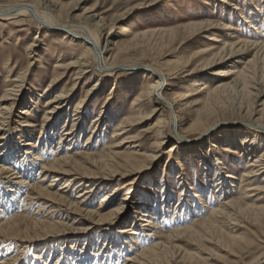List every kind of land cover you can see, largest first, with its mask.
<instances>
[{
	"label": "bare ground",
	"instance_id": "obj_1",
	"mask_svg": "<svg viewBox=\"0 0 264 264\" xmlns=\"http://www.w3.org/2000/svg\"><path fill=\"white\" fill-rule=\"evenodd\" d=\"M226 1L220 0L221 3H226ZM211 2L214 6L218 4H216V0H211ZM230 6L229 15L221 16V21L205 19L193 26L187 23L181 27L185 29L190 26L186 44L211 28L220 29L221 27L227 38L209 37V40L220 42V44L202 46L198 51L189 54L183 62H178V60L171 62L165 60V57L171 56L170 44L176 39L175 31L178 28L155 29L147 27L136 31H133L134 29L125 30L126 33L124 32L122 35L130 37L120 39L110 27L107 35L102 37L98 27L103 20L99 15L85 17L83 23L73 24L69 21L72 19L69 14H65L64 17L62 9L57 5L50 4L49 1L11 0L7 5H0L1 26L4 23L8 25L11 22L25 19L34 24L37 30H41L42 33L58 32L56 36L62 40L67 39L68 42L77 40L82 44L81 54L75 60L61 63L60 54L56 55V62L53 65L55 73L45 87L48 96L42 104V119L37 136L33 133L36 125L32 122H24L17 124L25 126L22 127L21 134L27 139L15 143L7 140L5 133L8 129H5L4 123L6 112H9L15 103L16 98H12V96L15 94L14 91L18 87L22 75L8 79V84L3 88L4 91L0 97V140L4 141L0 142V173H7V176L4 181L0 180V237L11 238L25 247L46 239L51 235L49 233L54 230L58 242L52 244L53 241H51L52 243L48 242L42 246V252L34 253L35 260H31L32 264L48 263L46 259L48 251H44L47 245L54 246V251L60 249L58 255L53 259L55 262L52 261L53 264H110L105 262L110 261L114 251L119 255L122 252H127L121 263L117 259V264H173L171 261H174V258L179 259L183 264H204L211 259V257L204 256L207 254L206 252L200 254L198 251H188L176 244L183 237L199 243L203 240L208 241L225 251L226 248H229L231 250L229 253L235 259L232 262L234 264H258L260 261H264V229L261 230V236L257 240L263 245L261 248H255L253 242L244 240L241 235L235 233L242 226L240 223L243 220L251 221L253 226L264 224V205L260 200L264 198L261 196L264 195V151H259L260 143L264 142V100H262L264 96V11L258 12L260 16L256 17L257 14H255L249 19L236 3H231ZM234 12L239 14V19L241 18L243 23L232 24L231 21L224 20L225 18L234 19ZM90 17H99V19L96 23H92L93 20H87ZM63 18L67 21H64ZM39 38L36 33L33 40L28 42L26 49L30 48L31 53H34L35 49L32 46ZM157 45L159 48L167 46L168 49L167 52L162 53L164 57L160 59L153 57ZM250 52H252V56L245 60L243 54ZM126 59L131 63L122 62ZM234 64H241L242 67L233 69L230 66ZM169 65L172 66L168 67ZM218 65L226 67L214 72ZM127 68L133 69L135 73H140L139 75L142 77L140 80L144 81L139 83L127 114L120 116V108L116 107L114 97L118 90L120 92L130 83L127 76L123 77L126 81L122 84L117 79L120 76L118 72ZM68 74L73 75L72 86L68 89H59ZM93 77L94 85H91L75 103L70 126L67 129L62 128L63 130L60 129L58 132L56 129L62 121L63 110L82 88L79 86L82 81ZM176 79H181L177 84V90L169 93L170 87ZM208 81L213 82V86H209ZM138 82L136 81V83ZM102 83L111 84V86L107 97L102 102L101 109L94 114L89 112L90 103L98 94L99 88L95 86ZM191 84L197 85L196 92L189 90ZM37 91L38 88L35 87L33 92L25 97L21 103L23 107L19 111L21 115L31 114V110H33L31 107L33 104H37L38 98L41 96L37 94ZM201 92L205 94L203 101L198 98L194 99V96ZM225 95H235L238 99L232 105V109L244 112L247 116L245 117L246 121L237 120L238 123L244 125L241 140L225 145L223 150H219L217 140L212 139L209 142L210 148L208 147L209 154L213 153V163L211 162L212 166L210 167L206 166L202 161L203 157L200 159L198 154L199 165H204L202 166L204 184L195 183L196 188L194 187L193 193L188 191L193 188L188 176L181 174L178 177L177 182L180 184L181 188H179L184 192V196L175 203V214L171 218V224L162 225L160 222H156L159 220L156 215L160 212L161 215H164L171 203L168 196L172 191L165 188V192H169V195L163 193V199L159 203L157 202L160 207L157 206L156 212L149 211L152 203L149 196H144L139 200L130 216L124 220L123 224L128 222L127 225L121 226L114 233L111 232L110 225L120 218L122 208L128 207L130 202H125V200L132 192L131 189H127L118 204L107 208L115 191L113 193L105 191L99 197L97 206L93 207L91 198L98 191L97 189L99 187L105 190L110 189L113 178L120 181L117 183L120 185L115 186V189L124 188L133 173L139 172V168L142 166L141 159L160 152L167 137H174L172 147L168 150V156H172L173 148H178L181 142L186 144L185 141L192 143L191 145L197 144L198 146L195 147L197 153L201 148L200 140L214 126L211 124L210 117L216 112V107L222 105ZM145 101L149 107L148 112L144 106ZM199 103L203 105L196 108ZM112 105L115 108L110 114L107 109ZM165 113L167 116L164 118ZM66 114L63 126H66V122H68L66 117L69 113L66 112ZM90 114L92 115L90 118L91 130L85 137L84 147L90 148L91 143L103 135L102 129H106L105 126L116 121L110 134V142L99 152L89 153L83 148V151L77 150L71 153L70 150L77 149L75 147L79 144V136L84 131V124ZM185 117L191 121L187 129L183 128V130H197L208 126L199 131L195 139H186L180 133ZM154 118L157 119L156 122L144 129V132L152 134L154 143L150 148L145 149L141 145V138L131 136L130 133L136 124L146 123ZM166 122L167 125H165ZM234 123L237 124V122ZM55 130L59 135L57 142L54 137L57 134ZM186 151L193 154L194 149L187 147ZM238 152L242 156L241 161H244V166L241 176L236 179L238 159L229 153ZM47 155L52 156V159L48 161L45 158ZM194 158L195 156L192 160ZM223 158L227 160L224 161ZM36 168L39 170L36 173L37 176L34 177ZM210 172H213L212 175ZM65 176L69 178L61 186L55 188L57 182ZM49 177L52 178L44 185ZM236 180H238L237 185ZM82 186L83 188L80 190ZM234 187H237V192H232ZM212 188L215 190L212 191ZM77 190L80 191L74 195ZM206 190L209 192L210 198L215 199L218 196L219 201L214 202L208 208L207 215L200 218L199 216L206 211L204 207L208 205L203 197ZM22 191L23 195L18 206H24L25 200V203L28 201L38 203L41 210L50 208V212L56 211L55 214L53 213L56 220L29 219L32 216L28 215L31 211L25 215L28 217L19 214L11 216L10 210H15L18 196ZM234 193L237 196H232ZM255 193L261 194L253 202H249L256 196ZM185 194L187 196L191 194L190 200ZM226 194L228 196H225ZM256 200H259L261 204L255 203ZM29 202L28 205L31 204ZM178 207L181 209L179 213L176 211ZM160 210H163V213ZM194 210L198 214L192 217L188 224L189 220H186L188 218L185 216ZM39 212L37 210L36 214ZM92 224L102 226L96 236L97 242L94 241L90 230L86 229V227L91 228ZM224 225L230 232L222 234L221 230ZM62 227L72 228L77 235V238L72 240L71 246L65 247V249L63 248L64 244L70 241L67 236L72 233L66 234L65 231L60 230ZM164 227H169L170 230L164 232ZM4 241L6 240L4 239ZM8 256L6 255V257ZM25 257L20 261L21 264H24ZM244 258H249V260L245 261ZM5 259L3 256L0 259V264H3ZM99 260L101 261L99 262Z\"/></svg>",
	"mask_w": 264,
	"mask_h": 264
},
{
	"label": "rangeland",
	"instance_id": "obj_2",
	"mask_svg": "<svg viewBox=\"0 0 264 264\" xmlns=\"http://www.w3.org/2000/svg\"><path fill=\"white\" fill-rule=\"evenodd\" d=\"M35 1L37 2L49 1L50 4L57 5L58 7H60V9H62L64 17L65 14H69V16L72 17V19H69V21L73 24L83 23L85 17H89L92 15L95 16L99 15L100 17H102L103 20V22L98 27L99 33H101L102 37H105L107 35V32L110 29V27L113 28V30L116 32L117 37H119L120 39H125L127 37H130L127 35L126 36L122 35L124 32L126 33L125 30L128 31L134 29L133 31H136L141 29L143 30L144 28L146 29L147 27L155 28V29L178 28L175 31V36L177 37L174 40V42L170 44L172 50L171 56L165 57V60H169L171 62H174L175 60L176 61L178 60V62H183L184 59H186V57L189 54L198 51L200 48H202V46L203 47H205L206 45L217 46L220 44V42H213L209 40V37H215V38L218 37L220 39L227 38L226 33H224L223 30H221V27L220 29L211 28L206 30L207 32L201 33L199 37L190 40L189 43L186 44V39L188 38L187 34L190 31L189 30L190 26L185 29L181 28L185 24L190 23L191 26H193L195 24L200 23L201 21H204L205 19L221 21L220 20L221 16L229 15L228 12L231 9L230 6L231 3H236L237 6L241 7L244 11V14L249 19H251L250 17H253V15L255 14H257L256 17L260 16L258 12L262 13L264 11V0H227L226 3H221L220 0H216V4L218 3L217 6H214L211 0H35ZM9 2H11V0H0V5H7ZM233 11H237V10H233ZM98 19L99 17L98 18L90 17L87 20H93L92 23H96ZM63 20L67 21V19L65 20V18H63ZM224 20L231 21L232 24L235 23L240 24L243 21L241 18L239 19V14L235 12H234V19L225 18ZM1 25L2 24L0 23V97L4 91L3 88L9 82L8 79L10 78L12 79L16 75H22V79L18 82V87H16L14 91L15 94L14 96H12V98H16L15 103L10 108V111L6 112V119L4 122L6 125L5 129L6 128L8 129L7 132L5 133V136L8 138L7 140H11V143H15L16 141L27 139L26 136L23 137L24 135L21 134V131H23L22 127L25 126H22V124L18 125L17 123L32 122L33 124L36 125V127H34L36 130L34 129L33 133L36 134V136L38 134L37 132L42 119L41 114L43 112L42 104L44 103L45 98L48 96L46 94L45 87L55 73V69H53V65L56 62V55L60 54L59 58L61 59L60 61L61 63H66L69 60H75L76 57L80 56L81 54L80 52L82 50V44H80L81 42L77 40L75 41L71 40L69 42L67 41V39L62 40L56 36L58 32L47 31L45 33H42L41 30H37V27H35L34 24H32L31 22H27L25 19L19 22H13V23L11 22V24L8 25L5 23L3 24V26ZM23 28L25 29L23 30ZM227 32H231V31H227ZM36 33L40 38L39 40H36L35 45L32 46L35 49V52L31 53L30 48L26 49V47L29 44L28 42L33 40V37ZM156 47L157 50L154 51L153 57L156 59H160L161 57H164L162 53L167 52L168 50L166 48L167 46L159 48L157 45ZM243 55H244L243 56L244 59L247 60L252 56V52ZM124 61H128V60L126 59L123 60L122 62ZM171 66L172 65H169L168 67ZM224 67L226 66L218 65L214 69V72H217V70H220ZM230 67H232L233 69H238L241 68L242 66L241 64H234L233 66ZM118 73H120L119 74L120 76H118L117 79L118 81L119 80L121 81V82L119 81L120 84L126 81V79H123V77L127 76V78L130 79V83H128V86L125 89L124 88L121 89L120 92L118 90L114 97L116 101L115 103L116 107L120 108L119 110L120 116L122 115L124 116L125 114H127V111L129 110V106L132 102V99L135 97V92L137 91L140 85L139 83L144 80H140L142 79L141 75H139L140 73H135L133 69L127 68L124 70H120ZM211 77H213V75H211ZM72 78L73 75L70 76L68 74L65 80L63 81V83L60 85L59 89L70 88L73 83ZM136 81L139 82L136 83ZM180 81L181 79L174 80L173 82L174 84L170 87L169 93H173L177 90V84ZM94 83H95V79L93 77V78H89L88 80H83L82 84L79 85L82 86V88L77 92L73 101L63 110L62 121H60V125H58L56 129L58 130V132L60 129L62 128L67 129L70 126L75 103L84 94V92L91 87V85H94ZM207 83L209 86H213L214 84L213 82H209V81ZM110 86L111 84L105 85L104 83L95 86L99 88V90L96 98H94V100L90 103L89 112L91 111L92 113L96 114L97 111L101 109L102 102L107 97V92ZM35 87L38 88L37 94L41 96H39L37 104L35 103L31 107L33 110H31L30 115L28 116L21 115V113H19L20 108L23 107L21 103L25 100V97H27L29 93L33 92V89H35ZM196 87L197 85L195 86L194 84H191L189 90H192L191 92H196L195 90ZM195 98L201 99V101H203L202 99L205 98V94L201 92V94L194 96V99ZM237 99L238 98L235 95H229V96L225 95V97L222 99V105H218L216 107L217 108L216 112L213 114V116L210 117V119L212 120L211 124L214 126L211 130H208L209 132H207L204 135V138L200 140L201 148L197 153L195 152L196 149L195 147H197L198 145L197 144L191 145L192 143H187V141H185L186 144H183L181 142L178 148L175 149L173 148L172 156H168L169 155L168 150L172 147L171 145L174 142L173 139L174 137L173 138L167 137L165 138L166 140L162 145L161 151L155 154L156 158L155 155L152 154L150 156L141 159L140 163L142 166L139 168L140 169L139 172L133 173L130 179H128L129 184L128 183L125 184L126 186L124 188L115 189L114 188L115 186L120 185L117 184L118 182L120 183V181H117V178H113L111 181L112 185L110 189L105 190L102 187H99L97 189L98 191L91 198L93 207L97 206L96 204L99 202V197L103 195L105 191L111 193L115 191V193L111 196L110 201L108 202L107 208H110L118 204L121 200L122 195L126 193L127 189H131L132 192V194L128 196L129 198L125 200V202H130V204L128 205V207L125 208L123 207L124 209L122 208L120 218H118L114 222V224L110 225L111 232L114 233V231L119 230L121 226L127 225L128 222L126 224H123L124 220H126V218L130 216V213L136 207L139 200L144 198V196L150 197L152 204H150L149 211H151L152 213L156 212L157 206L160 207L158 203L161 201V199H163L162 196L163 193L165 195L169 193V192H165V188L167 189L169 188L168 190L172 191L170 196H168L169 197L168 200H170L171 203L169 204V208H167L165 212L167 217L165 214L161 215L160 212V214L158 213V215H156L159 219L156 220V222H160L162 225H165V223L166 225L171 224L170 223L171 218L175 214L174 213V208H176L175 203H177L176 202L177 200H181L180 197L182 198L184 196L183 195L184 192L180 191L181 187L179 186L180 184H178L177 182L178 177L181 174L187 175L189 182H191L193 185V188L197 183H199V185L201 184L203 185L204 169L202 166L204 165L203 164L199 165L198 160H199V156L200 159H202L201 157H203L202 161L205 162L206 166L207 165L209 167L212 166L213 153L209 154L208 152V147L210 148L209 142H211L212 139H216L218 142V146L220 147L219 150H223L225 145H230L233 142H238L239 140H241L240 137L243 134L242 129L244 128V125L243 123H238L237 120L240 119L246 121L247 118L245 117L247 116L244 114V112H237L232 109V105L237 101ZM262 100H264V96L262 97ZM202 105H203L202 103H199L196 106V108H199ZM144 106L146 107V111L148 112L149 107L147 101H145ZM114 108L115 107L112 105L109 106L107 110H109L111 114L112 113L111 111H113ZM66 112L69 113L68 116L66 117V121L68 120V122H66V126H63V122L65 121L64 116L67 115ZM166 116L167 114L165 113L164 118ZM91 117L92 115L90 114V116H88L87 122L84 124V131L81 133V135L79 136L80 138L78 139L79 144L75 147L77 149L70 150L71 153H74V151L77 150H82L83 148L84 151H87L89 153L99 152L102 150V148L105 145H107L110 142V134L114 128V124L116 123V121L110 123L107 127L105 126L104 128L106 129H102L103 135L100 137V139H95L91 143L90 148L84 147L85 137L91 130V121H90ZM184 119L185 120L183 121L184 123H182L183 125L180 133L186 139H195L196 136H198L199 131H201L202 129L208 126L207 125L197 130H185V129L183 130V128L187 129V126L190 124L191 121V119L187 120L186 117ZM156 120L157 119L154 118V120L152 119L151 121H148L146 123L136 124L133 127L132 132L130 133L131 136L141 138L140 139L141 145L144 146L145 149L151 147V145L154 143V139L152 137V134H148L144 132V129L153 125V123H155ZM234 122H237V124H235ZM165 125H167V122L165 123ZM27 128H29V126H27ZM56 130L55 132L57 133ZM58 136H59L58 133L54 135L56 142L58 141ZM2 141L4 140H0V142ZM263 143L264 142L260 143L261 146L259 148L260 152L264 151ZM187 147L194 149L193 154L188 153L186 151ZM216 150L218 149L216 148ZM229 154L238 159L237 162L238 168L236 170V175H235L236 179H238L241 176L242 169L244 166V161H241L242 156L239 155V152L229 153ZM194 156L195 158L192 160ZM45 158H47V160L49 161L52 159V156L47 155L45 156ZM223 160L226 161L227 159L223 158ZM38 170L39 168L34 169V173H35L34 177L37 176L36 173ZM210 173L212 175L213 172ZM6 176L7 173L6 174L0 173V180L4 181ZM51 178L52 177H49L44 182V185L47 184ZM67 178L69 177L65 176L62 180L58 181L55 188L61 186V184ZM237 184H238V180H236V185ZM82 188L83 186L80 188V190ZM193 188L189 189L188 191H191L190 193H193L196 187L194 189ZM80 190L75 191L74 195H76L77 192ZM213 190H215V188H212V191ZM232 192H237V187L236 188L234 187V190ZM260 194L261 193H255L256 196L251 198L249 202H253V200ZM22 195H23V191L20 192L17 199V204L15 206V210L16 209L19 210L18 211L10 210L11 212L10 211L9 212L11 216L18 214L25 216L29 211H31V213L33 214L31 213L28 214L29 216L32 215L31 218L29 219L39 218L40 220H44L46 218L45 220L48 219L47 221L56 220V217L53 216L56 211L50 212L51 211L50 208L49 209L45 208L44 210H41L40 206L37 205L38 203H32V201L30 202L28 201L29 204L31 203L30 205H28V202L25 203L26 202L25 200L24 206L21 207L18 206L19 203L21 202ZM190 196L191 194H188L187 196L188 200H190L191 198ZM225 196H228V194H226ZM232 196L235 197L237 196V194L234 193ZM261 196L264 197V195ZM203 197L205 201L208 203V205L204 207V210L206 211H204V213L199 216L200 218L207 215L208 208L211 205H213L214 202L219 201L218 196L215 199L210 198V194L207 190L203 193ZM260 200L264 205V198H261ZM261 202L259 203V200L255 201V203L257 204H261ZM25 210L28 211L26 212ZM37 210L40 211L38 214H36ZM160 211H162L163 213V210ZM176 211H178L179 213V211H181L180 207H178ZM197 214L198 212L194 210L188 215H186L185 217L188 218L186 220H189L187 223L189 224L190 219L196 216ZM34 215L36 218L34 217ZM138 217H139V213H138ZM138 222L141 223V221L139 220ZM240 224L242 226L235 233L241 235L244 240H249L253 242L255 248H261L263 245L259 243L257 240L258 237L261 236L260 232L262 229H264V224H255V226H253L252 222L249 220H243L242 223ZM101 228H102L101 225H93V224L91 225V228L86 227L87 230H90L89 232L92 234V237L96 242H97L96 236L98 234V230ZM60 230L65 231L66 234L72 233L69 236H67V238H69L70 241H67V243H65L63 246L64 249L65 247H70L72 244V240L77 238V235L75 233L76 231L69 227L66 229L62 227V229ZM169 230L170 228L167 227L163 231L167 232ZM221 232L222 234H226L227 232L230 231L224 225ZM49 234L51 235L48 236L46 239L42 241H38L37 243H33L31 246H25V247L21 246L20 243L15 242L11 238L0 237L1 238L0 243L1 242L3 243L0 244V259L3 258V256H5L6 259L3 264H21L20 261L22 260L23 257L26 256L25 257L26 260L24 261V264H32L31 260L34 259L33 258L34 253L42 252V246H44L45 244L51 241H53V243L51 242L52 244L58 242L57 237H55L56 233L54 230ZM4 239L6 241L3 242ZM176 244H178L180 247L188 251H192V252L198 251L200 254L206 252L208 255L204 254V256L211 257V259L207 260L206 263L204 264H234L232 262L235 259L229 253L231 252L229 248H226V251L221 250L217 246L209 243L208 241L203 240L200 243L193 242L191 240H188L186 237H183L182 239L178 240ZM53 249H55L54 246L53 247H49V245L45 246L44 251L46 252L48 251L47 255L45 254L47 256L46 257L48 262L47 264H53V262H55L53 261V259H55V257L60 252V249L58 251L57 250L54 251ZM53 253L54 255L52 256ZM126 254L127 252H122V254L119 255L118 252L114 251L110 257V261H106L105 263L117 264L116 263L117 259L121 263ZM6 255H9L8 257L11 259L8 260L9 258L6 257ZM249 258L248 259L244 258V260L248 261ZM100 261L101 260H99V262ZM171 262H173V264H183L179 259H175V258L174 261ZM245 263H249V262H245ZM258 264H264V261H260V263Z\"/></svg>",
	"mask_w": 264,
	"mask_h": 264
}]
</instances>
